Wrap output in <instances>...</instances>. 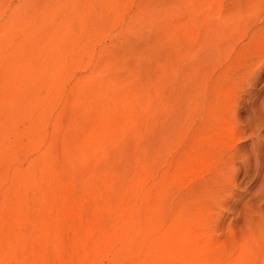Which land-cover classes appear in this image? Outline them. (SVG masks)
Masks as SVG:
<instances>
[{
	"label": "rangeland",
	"instance_id": "1",
	"mask_svg": "<svg viewBox=\"0 0 264 264\" xmlns=\"http://www.w3.org/2000/svg\"><path fill=\"white\" fill-rule=\"evenodd\" d=\"M0 264H264V0H0Z\"/></svg>",
	"mask_w": 264,
	"mask_h": 264
}]
</instances>
